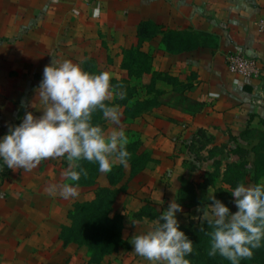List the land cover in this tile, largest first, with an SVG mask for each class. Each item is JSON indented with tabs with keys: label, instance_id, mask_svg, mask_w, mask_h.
Returning <instances> with one entry per match:
<instances>
[{
	"label": "crops",
	"instance_id": "obj_1",
	"mask_svg": "<svg viewBox=\"0 0 264 264\" xmlns=\"http://www.w3.org/2000/svg\"><path fill=\"white\" fill-rule=\"evenodd\" d=\"M263 19L264 0H0V136L8 123L18 125L25 112L31 111L37 117L42 114V103L36 99L32 104L37 103L38 107L27 109L28 102L21 101V92L38 86V77L52 56L83 61L81 67L85 71L94 74L107 71L111 79L119 80L123 74L128 76L123 64L126 66L129 53L138 49L152 58L150 72H140V79L142 74L151 73L179 79L182 75L185 80L180 82V90L172 85L170 89L183 92L198 103V108L191 110L170 103L129 118L124 114L126 105L117 101L119 96L113 91L108 102L119 107L120 125L143 123L145 126L138 137L137 154H145L142 147L147 140L161 138L169 155L158 157L152 148L148 152L149 161L134 174L129 163L123 165V177L116 185L120 191L112 208L122 211L124 243L117 253L105 256L101 262L86 264H151L132 250L131 238L139 233L143 223L150 225L149 230L154 226L157 218L145 214L147 207L160 211L174 199L179 202L181 180L193 185L199 202L190 207L182 205L183 208L192 210L212 203L207 199L210 186L201 187L205 171L212 169H203L194 157L190 160L183 156V140L190 138L191 142L198 134L212 135L219 141L213 147L232 155V149L244 148L240 141L247 139L254 129L261 128V135L264 133V33L258 29ZM233 53L254 60L258 74L245 78L230 73L226 57ZM24 76H29L28 82ZM137 90L143 91L145 87L141 85ZM102 128L105 130V126ZM192 160H196L194 164ZM45 161L47 166L53 165L48 159ZM151 162L157 165L158 173L169 179L165 187L149 170ZM34 181L37 185L38 180ZM61 181L64 183L65 178ZM95 181L89 190L81 188V195L85 190L95 195L96 188L106 185L105 173L100 172ZM133 185L137 186L134 190L137 194L130 191ZM222 185L217 179L211 189H221ZM19 201H12V205ZM5 203L4 193L0 191V264H15L20 258L17 244L7 241L19 231L9 226L13 213L4 207ZM131 220L138 221L136 226ZM25 227L22 233H32L35 238L37 229ZM130 229L132 235L128 233ZM22 261L36 262L31 255H23ZM55 263L50 260L48 264ZM76 264L85 262L81 259Z\"/></svg>",
	"mask_w": 264,
	"mask_h": 264
},
{
	"label": "clouds",
	"instance_id": "obj_2",
	"mask_svg": "<svg viewBox=\"0 0 264 264\" xmlns=\"http://www.w3.org/2000/svg\"><path fill=\"white\" fill-rule=\"evenodd\" d=\"M82 63L52 56L37 90L42 114L37 117L25 112L18 125L10 126L8 133L0 136V170L6 166L30 172L45 159H66L68 167L62 173L66 182L48 189L64 199L77 197L75 182L81 175L87 176L79 161L96 163L100 172L108 173L117 162L127 166L129 157L128 137L119 126V107L105 103L115 88L110 83L111 75L107 71H85ZM116 95L122 99L125 93ZM97 110L116 126L110 133L93 123ZM229 192L235 212L210 187L207 199L212 203L198 207L201 215L194 219L200 221L201 230L205 223L211 226L209 256L219 253L230 264H240L242 259L251 258L252 250L264 240V180L255 185L238 183ZM182 211V205L172 200L150 230L132 236V250L151 264H189L186 257L193 253V241L180 227L177 213ZM131 223L136 226L138 221Z\"/></svg>",
	"mask_w": 264,
	"mask_h": 264
},
{
	"label": "rangeland",
	"instance_id": "obj_3",
	"mask_svg": "<svg viewBox=\"0 0 264 264\" xmlns=\"http://www.w3.org/2000/svg\"><path fill=\"white\" fill-rule=\"evenodd\" d=\"M129 62V60L126 62V66L131 68L136 73H127L129 71V69H127V72L125 73L128 74V79H126L127 77L123 74V76L118 81L122 83L124 81L128 82L129 80V88H138L141 87V85L144 87L151 85V75L142 74L140 79L139 70L141 67L143 68V62L138 67L129 66ZM157 64L158 61L154 63L155 69L157 68ZM138 72L139 76H137ZM24 77L26 78L25 81L28 82L29 76ZM41 79L42 76H39V83ZM174 80L175 82L180 84V86L177 85L174 87H176V90H180V87L182 86V83L180 82L185 80L184 77L182 78V75L180 76V79L179 77H170V79L166 78L162 83H159L158 85L155 84V86L152 87V90L155 91V88H157L159 90L158 94L153 91L151 94L148 92L149 94L147 95V91L145 90L137 91L136 93L140 98H149V100L152 98L153 100L155 98H158L159 101H162L164 97L166 98V96L170 95L172 92H175L174 90L172 91L170 89V85L173 86L172 83H174ZM39 83L36 84L39 85ZM124 84L125 83H123V85ZM37 90L38 86L34 88L31 87L29 90L27 89L26 92H21L23 96L21 98V101L23 102L26 99V102H28L26 108L29 110H33V108L38 107L35 106L37 103L32 104L36 99L39 102V98H37ZM178 98L180 99V97ZM135 110L136 107L132 108V112H134ZM15 115L17 116L18 114ZM18 116L20 117V115ZM1 125L2 124L0 123V126ZM15 125L16 124L14 123H8V125L4 129V133L1 134V136L8 133L10 126ZM103 125L105 126L106 133H110L113 128L116 127L109 121H107L106 124ZM119 126L125 130L131 145H135L131 148H136L138 151L140 147V141L138 137L141 136V130L145 128L144 124L135 123L132 124V126ZM260 130L263 129H254V132H252L247 139L240 141L241 146L246 148L245 150L249 151V154L247 155L238 156L226 154L225 152L221 153L222 148L220 149L219 147H213L216 142L219 144V141H215L213 137H211L212 135L198 134V137L193 138L191 142L190 138L182 141V145L184 146L185 150L183 156H187L188 158H190V160L193 159V157L195 159H197V157L200 159H209L208 162L199 161L201 168L203 167V169L205 168L213 170L215 167H218L221 169L220 172H223L222 170L225 169L226 164H236L238 168L229 169L230 172L227 176V179L231 182L232 188H234L238 183L241 182L245 183L246 185H255L264 180V162L262 161L263 157L262 155L259 156L258 153H256V150H254V147L257 146L261 140ZM142 148L146 150L145 154L148 157L147 159H149V157L151 156L148 152H150L152 148V151L155 152L154 154L158 155V157L165 158L169 155L168 151H166L167 147L163 145V141L161 138L156 140L153 139L152 141L147 140L145 146H143ZM179 150H183V148H179ZM48 160L49 162L53 163L52 166H47V164H45L47 163V161L43 160L36 168H34L30 172H25L23 170L14 171L7 168L6 166L3 168V170H0V188L3 187L0 191L4 193L5 201L9 205L7 206L5 203L4 207H9V210H11L13 213L10 216L11 218L9 219V221H11V224L9 226L12 228H16V230L19 231H15L16 236H13L11 241L7 239V242L17 244L18 247L20 258L19 261L15 262V264H27V262L22 261L23 255H31V257H33L36 262L41 261L40 263H36L33 261L34 264H48L50 260L56 262L55 264H76V262L78 263L81 259L83 260V262H85V264L86 262L89 263V261H91L92 259L91 256H93L95 252V248L93 247L94 249H90L89 245H91V241L87 242L86 244L83 242L88 241L86 240L88 239L87 233H80L79 231H76V229L83 227V225L88 227L90 226L91 228L92 226H94V223H96L97 220L93 219V205L91 204V201L94 200L95 196L91 192L86 191L89 190L88 188H90L87 186L85 192H83V195H81V193L79 192L80 190L77 189L79 196L77 198L64 199L60 197L58 193L55 195L50 194L48 191L50 185L63 183V181H61L64 177L62 175L63 165L61 166V163L59 162H64V158H48ZM93 164L91 162L85 168L88 170H92L91 168ZM138 164H135L134 169H137ZM149 170H151L152 175L155 174V176L159 177L162 184H164V187L169 183V179L164 176V174H161L162 172H157V165L155 163H150ZM130 172L132 173L133 171L131 170ZM87 173L89 174V172ZM34 179L36 181L38 180L37 185H35ZM217 179L219 180L220 178ZM11 183H14V185H10ZM181 186L182 188L184 187L182 205L190 204L192 193L190 182L188 180L183 181L181 183ZM232 188L228 184H223L221 186L220 192L218 193V198H220L221 201L225 203L232 212H235L237 209L229 192ZM131 189L134 193H136L134 190L137 189V186L133 185V187H130V191ZM166 198L169 199V197ZM17 200L20 201L16 205H12V201ZM207 204L210 203H205L200 208H203ZM167 207L168 204H164L163 209H159H161L160 211H163L166 210ZM197 208H193L192 210H186L185 208H183L182 212L177 213V218L182 226H201L200 221L198 219H194V217H198L201 215L200 212H197ZM86 210L91 213L86 215ZM160 211H155L152 207H147L144 212L149 217H158ZM77 212H85V215L83 217H81L80 214L78 216H75L74 214ZM120 215H122V211L117 209L115 211V214L110 217L112 223L113 220H115V218ZM128 221L129 220L126 219V223H130ZM28 226L29 228L37 229V235L35 236V238L32 236V233H22L23 227L27 228ZM149 226V224L143 223L142 229H140V231H137L139 232L137 234L149 230ZM128 233H130V235L133 234L131 229L128 231ZM59 236L61 237L59 238ZM26 243L29 244L31 248L25 245ZM14 254H16V252H14ZM96 257L98 258V256ZM189 264L192 263H190L189 261Z\"/></svg>",
	"mask_w": 264,
	"mask_h": 264
},
{
	"label": "trees",
	"instance_id": "obj_4",
	"mask_svg": "<svg viewBox=\"0 0 264 264\" xmlns=\"http://www.w3.org/2000/svg\"><path fill=\"white\" fill-rule=\"evenodd\" d=\"M127 60H129V66H135L138 67L143 62V68L141 67L139 72L145 71L150 72V64H151V56L143 54L139 52L138 49H135L134 51L130 52L128 55ZM123 67L128 69V67L125 66V63L123 64ZM86 70V69H85ZM138 71V70H137ZM129 72L133 73L134 71L129 68ZM139 72L137 73V76H139ZM136 73V72H134ZM171 76L167 74H158V73H151V85L145 87V91H147V95L152 93L154 90H152L153 86L158 85L159 83H162L164 79H170ZM110 83L115 86L113 89L114 92H123L125 93L124 97L117 100L122 105H126L124 109V114L126 117L134 118L136 116H139L140 114H143L145 112H149L154 109L161 108L167 104L172 103L174 104H182L183 110L187 109H197L198 103L190 100V98L185 95L183 92H172L170 95L164 97L162 101H159L158 98H155L153 100L149 98H143L142 100L137 99V88L131 87L129 88L128 82H120L118 80L111 79ZM123 83H125L123 85ZM173 84L174 86H180L177 82ZM120 88V91H119ZM122 88V89H121ZM158 89L155 88V93L158 94ZM134 92V93H132ZM149 92V93H148ZM180 97V99L178 98ZM131 100V101H130ZM130 101V104L128 105V102ZM106 104L111 105L108 100L105 101ZM136 110L132 112V108H135ZM104 118L102 115V112L97 110L93 113V123L101 125L103 127ZM135 145L127 144V150L129 152V157L127 163H129L131 170L133 171L132 174L136 173L137 171H140L144 168V165L149 161L147 159L146 154H137L136 148H131ZM254 150H256V153L258 155H262L264 162V133L261 135V140L257 146L254 147ZM232 155H238L243 156L249 154L247 150H243L239 147H236L230 151ZM146 158V159H145ZM143 159V160H142ZM198 161L204 162L205 159L197 158ZM139 161V162H137ZM196 160H192L191 162L194 164ZM197 161V162H198ZM262 162V163H263ZM61 163V166L63 168V171L68 167L67 161L64 159V162ZM80 167L85 168L88 164L91 162H88L86 160H81L78 162ZM139 163V164H138ZM93 164V163H92ZM135 164H138L137 169L135 168ZM238 168L236 164L228 163L225 165V169L223 172H220L221 169L218 167H215L212 172H206L205 171V181L204 184L201 186L202 188H206L207 186L214 187L215 182L217 178H220V181L223 184H228L231 188V182L227 179L228 173L230 172L229 169H235ZM86 169V168H85ZM92 170H87L89 174L87 173V176L81 175V178L78 182H75L77 189L81 188H87L92 187L96 183V178L99 176L100 171L98 169V165L94 163L92 165ZM134 169V170H133ZM222 173V174H221ZM123 177V165L120 166H113L111 172L105 173L106 178V185L96 188L95 189V198L93 201H91L93 205V219L97 220L96 223H94V226L90 228V226H84L81 228H77L76 231H79L80 233L86 232L88 236V241H83L85 244L89 241H91L90 249L95 248V252L93 254L91 261L94 263H99L101 260L107 256L111 255L113 253H117L119 247L124 243L121 240V229H122V215L115 218V220H110V217L115 214V211H113V202L117 194L119 193V189L116 188V185L121 181ZM66 181V178H65ZM186 180H181V183ZM87 186V187H86ZM191 186V203L187 204L188 207L198 205L199 202L197 201L194 192H193V185L190 183ZM184 188V187H183ZM181 186V197L179 199V203H183V195L184 191ZM221 189H217L216 196L219 197V192ZM220 199V198H218ZM221 200V199H220ZM90 203V202H89ZM89 205V204H88ZM85 205V206H88ZM86 215L91 213L86 210ZM80 214L81 217L85 215V212L83 213H75V216H78ZM157 218V217H154ZM181 229L186 233V235L193 241V253L190 254L188 257H186L190 263L192 264H230V261H228L226 258L221 256L219 253L215 256H209L208 251L210 250V235L211 232V226H208L206 223L203 226V230H201V226H195V227H185L180 224ZM61 236H59L60 238ZM94 247V248H93ZM253 255L251 258H245L240 261V264H264V240L261 241V246L258 248H255L252 250ZM98 256V258L96 257Z\"/></svg>",
	"mask_w": 264,
	"mask_h": 264
},
{
	"label": "built area",
	"instance_id": "obj_5",
	"mask_svg": "<svg viewBox=\"0 0 264 264\" xmlns=\"http://www.w3.org/2000/svg\"><path fill=\"white\" fill-rule=\"evenodd\" d=\"M258 29L264 33V19L258 23ZM228 71L232 74L251 78L258 74L256 62L241 53H233L226 57Z\"/></svg>",
	"mask_w": 264,
	"mask_h": 264
}]
</instances>
